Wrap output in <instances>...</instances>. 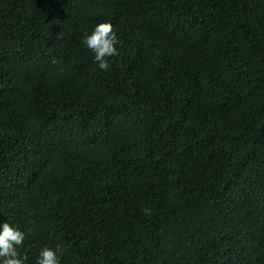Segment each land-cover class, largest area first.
I'll return each instance as SVG.
<instances>
[{
  "label": "trees",
  "instance_id": "trees-1",
  "mask_svg": "<svg viewBox=\"0 0 264 264\" xmlns=\"http://www.w3.org/2000/svg\"><path fill=\"white\" fill-rule=\"evenodd\" d=\"M4 220L24 264H264V0H0Z\"/></svg>",
  "mask_w": 264,
  "mask_h": 264
},
{
  "label": "clouds",
  "instance_id": "clouds-1",
  "mask_svg": "<svg viewBox=\"0 0 264 264\" xmlns=\"http://www.w3.org/2000/svg\"><path fill=\"white\" fill-rule=\"evenodd\" d=\"M82 43L93 53V60L101 70L109 68L107 57L118 54V37L110 21L104 20L85 33ZM25 240V233L7 220L0 222V264H24L18 248ZM60 245L55 248L44 246L36 257L35 264H60Z\"/></svg>",
  "mask_w": 264,
  "mask_h": 264
}]
</instances>
